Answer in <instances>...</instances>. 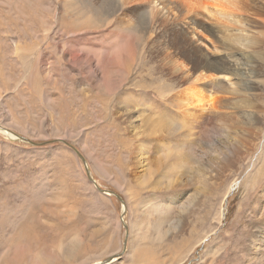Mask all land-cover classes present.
I'll return each mask as SVG.
<instances>
[{"label":"rangeland","instance_id":"1","mask_svg":"<svg viewBox=\"0 0 264 264\" xmlns=\"http://www.w3.org/2000/svg\"><path fill=\"white\" fill-rule=\"evenodd\" d=\"M189 8L0 0V130L25 138L0 131V264H264V26L213 37L199 24L222 25ZM178 45L232 72L210 71L204 124L176 104L210 81L183 72Z\"/></svg>","mask_w":264,"mask_h":264},{"label":"bare ground","instance_id":"2","mask_svg":"<svg viewBox=\"0 0 264 264\" xmlns=\"http://www.w3.org/2000/svg\"><path fill=\"white\" fill-rule=\"evenodd\" d=\"M189 5L190 8L187 9L188 12H198L199 10L201 11H205L206 13H208L210 15V19H214L216 21V23L222 25V28L220 27L218 30L215 29H208L207 31L204 29V26L202 24H199L201 26V28L211 34L213 37L218 36V31L222 32L223 28H231V27H235L238 24H243L244 21H246L247 24H252L254 23V26H264V0H261L260 3L258 4L257 2L253 1V0H185ZM261 4V5H260ZM173 7V6H172ZM179 8V7H178ZM183 9V8H182ZM176 12H178V10H174ZM181 11V10H180ZM175 12V14H176ZM182 12V11H181ZM244 13L246 16H243ZM182 14V13H181ZM184 15V14H183ZM186 15V14H185ZM188 15V14H187ZM243 18H245V20H243ZM262 19V21L260 20ZM194 20V19H193ZM199 23V21H198ZM238 32H240V30L238 29ZM211 37V36H210ZM220 37V36H219ZM223 38L226 40L225 43H231L233 38L231 36V34H225L223 36ZM234 39H240L239 37H235ZM178 47H180L178 45ZM177 47V48H178ZM192 49L190 48H185V47H180V50H182L183 54L185 55V59L187 60L185 63V67H183L185 70H183L184 73H188L190 70L193 71L195 70L197 73V77L195 78V80L201 81L202 79H208L210 78L209 83H206L207 88H204L201 86H198L197 83H194V86H187L185 87V93H184V98H182L180 96V94L178 95L176 101H177V106L182 109L184 107L183 103H188L190 106H186V110L187 112L190 109H193L194 107H196L199 112L198 114L195 113V120L199 119L198 123L199 124H204L206 120L210 121L208 119V117H206V113L209 111V108H212V106H208L210 97H209V88L212 87L214 80L212 79V77H214L215 75L210 74L211 70H216L217 73L224 74L222 76H230L229 74L232 75L231 71H228L227 68L225 67H219V63L214 64L212 60H210L208 58V56H206L204 53H202V51L195 49L193 46H191ZM218 49V47H215ZM228 54V53H227ZM228 63L227 60L222 59L220 61V64H224L226 65ZM215 66V68H214ZM190 68V69H189ZM188 69V70H187ZM195 76V75H194ZM231 78V77H230ZM193 82V81H192ZM207 82V81H206ZM249 83V82H248ZM254 83V82H253ZM215 84V83H214ZM255 84V83H254ZM252 86V85H251ZM229 88V90H233V88H231L230 85L225 86ZM220 88V87H219ZM236 91V90H235ZM238 92V91H237ZM181 93V92H180ZM207 93V95H206ZM243 93V92H242ZM228 94V93H227ZM223 95V94H222ZM241 95V94H240ZM253 95V94H252ZM207 98V99H206ZM219 97L216 96V101H219ZM250 103V101L248 102ZM186 105V104H185ZM192 107V108H191ZM191 112V110H190ZM195 112V111H194ZM194 114V113H193ZM187 115V114H186ZM253 115V114H252ZM211 117V116H210ZM186 120H188L190 123L192 121V119L190 120L189 118H185ZM253 119V118H251ZM226 121V120H225ZM224 121V123H225ZM196 123V124H198ZM194 124V122H193ZM189 125V124H188ZM1 126V125H0ZM223 126V125H222ZM195 127V126H194ZM192 128V127H191ZM198 128V127H197ZM5 131V133L1 131L2 134L12 138V139H18V140H22V136L20 134H15L14 132H12L10 129L6 128H2ZM157 129V128H156ZM195 129V128H194ZM156 131V130H154ZM159 132V131H158ZM189 136H192V132L189 130L187 131ZM157 133V132H156ZM165 134V133H164ZM178 134V133H177ZM167 137V134H165ZM169 136V135H168ZM251 136V134H249V137ZM193 137V136H192ZM164 138V137H163ZM188 139H193L191 137H188ZM61 140V139H59ZM191 145L192 143L189 142V145L187 147V149H191ZM243 148V147H241ZM178 147L177 149H174V151H170L169 154L175 153L177 154H181V150L178 151ZM241 150V149H240ZM179 153H178V152ZM217 151V150H216ZM222 151V150H221ZM76 153L80 156V154L76 151ZM169 154L166 155V157L169 156ZM194 154V152H193ZM183 155V154H182ZM188 155V154H187ZM191 155V154H190ZM184 156V155H183ZM81 157V156H80ZM188 157H191L188 155ZM165 158V156H164ZM160 161L162 160L161 157L159 158ZM182 160V159H181ZM209 160V159H208ZM163 161V160H162ZM196 161V160H195ZM212 163V162H211ZM210 163V164H211ZM231 163V162H230ZM158 164V163H157ZM225 164H229V162L225 163ZM85 168L87 170V173L91 174L90 168L88 166L87 163L84 164ZM201 165H205L204 167H207L205 169H202L201 166H199L197 168V173L200 174L197 176H200L199 178L203 181L204 184H208L211 180H213L215 177L213 176L212 173H210L209 171H211V167L206 163L203 162V164ZM188 168V166H187ZM184 169H185V164H184ZM151 171V170H150ZM152 172V171H151ZM190 172V171H189ZM193 174L194 171H193ZM92 175V174H91ZM188 175V174H187ZM186 178V177H185ZM190 178V177H189ZM91 182L93 183V185H95V187L99 190V189H104L102 188L97 182L96 180L90 177ZM187 181V180H185ZM186 183V182H185ZM106 190V189H105ZM100 191V190H99ZM264 192L263 190H260L256 197H255V202L256 204H259L261 202L262 199H264V194L261 193ZM102 193V191H100ZM108 191L106 190V193ZM105 192L102 194H106ZM110 193H113L112 191ZM121 197V196H120ZM255 209V208H254ZM179 223H180V217H179ZM175 221V220H174ZM261 221V225L258 227L259 229L263 230L264 229V219L260 220ZM171 222H169L170 224ZM174 224V223H173ZM173 224H171V228L172 229H179V224L176 223V225L172 226ZM125 227V226H124ZM169 231V230H168ZM261 234L260 238L257 239L256 241H260L262 242V249L264 250V232H259ZM130 232L125 231V235L129 236ZM257 234V233H256ZM253 236L250 235V237H255V233L253 234ZM255 241V242H256ZM127 243H128V239L124 240V250L126 251L127 249ZM264 252V251H263ZM122 254H115L113 255V259L107 257L106 259L102 260L101 262L98 263H102L105 262L104 264H110L114 259L118 258L119 256H121ZM264 255V253H263ZM109 258V259H108ZM107 260V261H106ZM118 260V259H117Z\"/></svg>","mask_w":264,"mask_h":264},{"label":"water","instance_id":"3","mask_svg":"<svg viewBox=\"0 0 264 264\" xmlns=\"http://www.w3.org/2000/svg\"><path fill=\"white\" fill-rule=\"evenodd\" d=\"M22 139H25L24 137H22ZM79 154H80V156L83 158V160L85 161V158L81 155V153L79 152V151H77ZM86 162V161H85ZM88 177L90 178H92L93 179V177H92V175L90 174V173H88ZM95 185H97V184H95ZM100 191H102V192H106V190L105 189H99ZM108 192H111V191H108ZM113 194H115V196H117L121 201H123L124 202V199L122 198V197H120L118 194H116V193H113ZM123 211H125V208H124V210ZM122 220H123V218H122ZM124 224V226H125V229H126V231L128 232L129 231V227H128V225L126 224V222H124L123 223ZM109 258H111V259H113V257L112 256H110ZM108 258V259H109ZM107 261V260H106ZM105 262H102V263H91V264H104Z\"/></svg>","mask_w":264,"mask_h":264}]
</instances>
